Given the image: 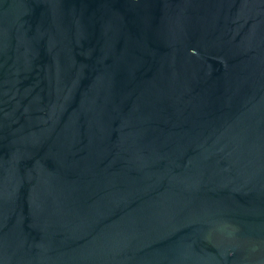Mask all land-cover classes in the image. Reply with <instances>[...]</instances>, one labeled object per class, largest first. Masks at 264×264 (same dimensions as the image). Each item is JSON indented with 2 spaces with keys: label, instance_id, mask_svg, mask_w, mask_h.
Masks as SVG:
<instances>
[{
  "label": "water",
  "instance_id": "95a60500",
  "mask_svg": "<svg viewBox=\"0 0 264 264\" xmlns=\"http://www.w3.org/2000/svg\"><path fill=\"white\" fill-rule=\"evenodd\" d=\"M0 264H264V0H0Z\"/></svg>",
  "mask_w": 264,
  "mask_h": 264
}]
</instances>
